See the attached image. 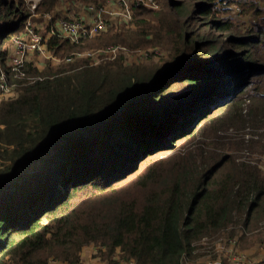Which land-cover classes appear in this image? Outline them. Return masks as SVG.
Masks as SVG:
<instances>
[{
	"label": "trees",
	"instance_id": "16d2710c",
	"mask_svg": "<svg viewBox=\"0 0 264 264\" xmlns=\"http://www.w3.org/2000/svg\"><path fill=\"white\" fill-rule=\"evenodd\" d=\"M25 3L0 0V60L20 89L0 103V264H76L90 243L105 247L103 258L118 249L134 264H184L197 241L258 227L264 173L236 152L264 153V0L135 9L141 30L154 27L175 50L150 72L121 62L7 66ZM118 35L108 29L83 46L53 36L47 48L66 57ZM180 143L193 147L181 154Z\"/></svg>",
	"mask_w": 264,
	"mask_h": 264
},
{
	"label": "rangeland",
	"instance_id": "374dc122",
	"mask_svg": "<svg viewBox=\"0 0 264 264\" xmlns=\"http://www.w3.org/2000/svg\"><path fill=\"white\" fill-rule=\"evenodd\" d=\"M25 1H26L25 4H27L29 0H25ZM41 1L42 0L39 1V5L41 4ZM97 1L99 0H60L51 11L39 12L36 9V14L35 17L33 18L34 25H37L39 27L37 31L44 34L48 30L47 27L48 22L46 23L45 20L42 18L43 13L45 14L58 13L61 16H67L70 15L68 12H64L67 9V7L68 9H70V11H73V13H77L81 9L80 7L82 6L86 7L88 3L97 2ZM158 2H159L158 9L155 10L161 11L166 9L165 5L168 3V0H158ZM29 10L31 13V9ZM139 19H140V14L136 15L135 19L133 15L132 20H130L129 22L117 21L112 27L108 28L110 30L116 31V33H119V35L116 38H114L113 41L100 44L97 46H88L84 48L81 47L78 48L79 50L77 51H87L97 47H106V46H115L118 48L119 53L115 58L101 61L98 64H89V66L90 65L99 66L100 64L113 65L121 62L123 66H136L138 69H140V71L143 72H147V71L150 72L155 70L156 68L163 66L165 64V61L167 59L172 58L175 54V50L172 49L170 46L172 39L164 38L163 35L159 39H156L153 32L154 27L150 30L149 34L144 33L143 30H141L142 26L137 24V20ZM81 43H77L78 46L85 45L83 43H82L83 45H79ZM5 48L9 54L13 51L14 48L13 39L12 40L10 39V41H8ZM72 54L73 52L70 53L69 55L67 54V56L65 57V56L54 55L50 52L49 57H45V56L39 57V61H37V63H35L34 61L38 59L37 58L38 55H34L32 57L33 58L32 62L40 71L42 70L44 71L45 69L48 70L49 67L51 68L50 69L51 71H54L58 66L65 63L76 64V63L91 61V59L88 58L87 56L73 57L71 61H66V58ZM179 69L180 68L176 67L175 69H173V72ZM174 80L175 78L170 79L167 82V85H171L174 82ZM11 91H12V95L7 99H0V103L4 100L16 98L20 93V89L16 85L14 87L12 86ZM159 126L156 127V130L160 128ZM260 129H264V128H260ZM261 131L262 130H259V132ZM226 134L231 135V131L228 130ZM163 138L166 139L167 134H163ZM197 140H201V139L198 138ZM177 145L179 144H176V146ZM187 145L188 143L185 144L183 143L179 145L176 149L181 154H183L187 149H189L188 148L189 146L191 148L193 147L192 144L186 147ZM4 146L5 145H1L2 148H4ZM176 153L177 152L175 150H171L170 152L165 153V155H163L164 161L167 164H171L173 160L177 157ZM236 153L237 156H241L245 154L248 155L251 160L256 161L253 164H257L260 170L264 173V153L263 154L244 153V151L236 152ZM243 232L244 231L242 230L241 226L230 225L226 230H224L221 234L217 236H210V237L208 236L197 241L195 243V249L193 251V254L190 257L184 259V264H205L208 261L209 262L207 264H219V263L227 264L230 261L231 255L233 253L234 255L238 253L237 250L243 252L245 251L248 254L247 251L253 246H255L258 250L261 249V251H263L264 253V220H262L258 224L257 228L251 230L250 233H248V235L246 234L244 235ZM233 239H235L236 241H234ZM249 243H250L249 247L242 248L244 244L248 245ZM101 255L103 256L102 253ZM105 259L106 262L108 261L110 263H113L115 261L114 259H109V256ZM253 262L254 264H256L254 260ZM261 262H264V256L263 259H261Z\"/></svg>",
	"mask_w": 264,
	"mask_h": 264
},
{
	"label": "built area",
	"instance_id": "2783aa9c",
	"mask_svg": "<svg viewBox=\"0 0 264 264\" xmlns=\"http://www.w3.org/2000/svg\"><path fill=\"white\" fill-rule=\"evenodd\" d=\"M39 1L29 0L27 2L31 13L25 21V31L12 36L14 48L5 59L7 66L24 65L29 61L28 56L32 52L41 57H49L50 51L47 48V40L53 36L67 39L73 44L81 43L84 39L95 37L106 31L117 21L129 22L133 18L134 10L139 7L158 9L159 6L158 0H99L88 3L86 7L83 6L85 9L84 15L61 16L58 13H43L42 18L46 23L48 22L47 34L43 36L37 31L38 28L33 21ZM231 8V15L239 17L240 8L237 5H233ZM118 53V48L115 46L97 47L87 51L73 52L72 55L66 58V61H71L73 57L87 56L91 59L90 62L88 61L89 64H98L101 61L115 58ZM12 86L14 87L15 84L9 83L5 67L0 60V99H7L12 95ZM246 137H249V135L246 134ZM244 156L241 159L248 161L250 157L246 154ZM250 162L255 163L256 161L251 160ZM104 250L103 245L96 244L95 251L97 253ZM237 252L235 255L234 253L231 255L227 264H254L252 258L245 251L237 250ZM109 259L115 261L113 263L107 261L106 264H134L133 260H124L119 257L118 249L109 256Z\"/></svg>",
	"mask_w": 264,
	"mask_h": 264
},
{
	"label": "crops",
	"instance_id": "0c3cea01",
	"mask_svg": "<svg viewBox=\"0 0 264 264\" xmlns=\"http://www.w3.org/2000/svg\"><path fill=\"white\" fill-rule=\"evenodd\" d=\"M80 8L81 9L77 13H73V11H70V10H67V9L64 12H68L70 14V15H67V16L77 15V14L84 15L85 14L84 7L82 6ZM35 26L39 29V27L37 25H35ZM46 34H47V32L42 34V35L46 36ZM34 55H38V54L33 53V52L29 54V56H28L29 61H31V62L33 61L32 57ZM39 57H41V56H39V55L37 56L38 59L34 61L35 63H37V61H39ZM95 248H96V244L95 243H90L88 245H85L82 248L81 252H80V260L76 264H106L105 258H103L101 256V251L97 253L95 251ZM247 252L251 256V258H253V260L255 261L256 264H263L264 263V262H261V259H263V256H264V253H263V251H261V249L258 250L255 246H253ZM208 262H206L205 264H207ZM49 264H70V263H63V262H60V261H52Z\"/></svg>",
	"mask_w": 264,
	"mask_h": 264
}]
</instances>
